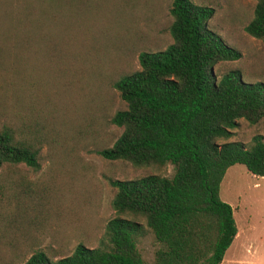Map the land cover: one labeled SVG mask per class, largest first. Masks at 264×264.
Returning a JSON list of instances; mask_svg holds the SVG:
<instances>
[{
    "label": "trees",
    "instance_id": "trees-1",
    "mask_svg": "<svg viewBox=\"0 0 264 264\" xmlns=\"http://www.w3.org/2000/svg\"><path fill=\"white\" fill-rule=\"evenodd\" d=\"M113 2L0 0V172L16 164L38 168L44 117L32 74L67 70L71 56L93 50L105 37L102 23ZM168 11L171 43L139 52V69L112 82L125 108L109 122L121 132L97 154L134 166L170 164L172 174L108 179L114 216L97 247L78 243L54 260L35 251L20 264H220L236 226L230 205L218 196L219 183L236 163L264 176V134H254L248 145L216 140L231 135L237 119L255 124L264 117V83L243 81L237 69L216 78L213 66L240 54L208 28L211 7L172 0ZM243 29L264 49V0H254ZM12 185L10 196L30 192L22 181ZM35 188L27 196H46ZM147 231L157 244L150 262L137 248Z\"/></svg>",
    "mask_w": 264,
    "mask_h": 264
},
{
    "label": "rangeland",
    "instance_id": "rangeland-1",
    "mask_svg": "<svg viewBox=\"0 0 264 264\" xmlns=\"http://www.w3.org/2000/svg\"><path fill=\"white\" fill-rule=\"evenodd\" d=\"M171 1L114 0L110 18L102 23L105 37L97 39L93 50L71 56L73 65L67 70L40 68L32 74L35 105L44 117L38 134L39 166L1 169L0 264H20L35 251L54 260L69 255L78 243L97 247L106 221L114 216L110 201L115 189L108 179L172 174L170 164L134 166L97 154L121 132L109 122L115 111L125 108L112 82L139 69V52L162 50L171 43ZM190 1L212 8L208 28L240 54L234 61L216 63L212 68L216 78L237 69L243 81L264 83L262 43L243 29L253 16L254 0ZM230 132L216 142L248 145L254 134H264V117L255 124L237 119ZM18 181L27 184L30 192L39 187L46 196H27L30 192L10 196L12 184ZM218 196L230 205L236 226L220 264H264V176L233 164L223 174ZM156 246L149 231L137 241L147 262Z\"/></svg>",
    "mask_w": 264,
    "mask_h": 264
}]
</instances>
